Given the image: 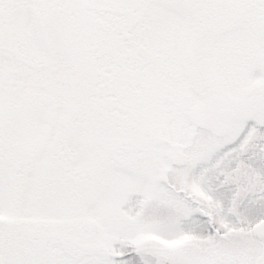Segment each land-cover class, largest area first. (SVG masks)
<instances>
[{"label":"snow or ice","instance_id":"obj_1","mask_svg":"<svg viewBox=\"0 0 264 264\" xmlns=\"http://www.w3.org/2000/svg\"><path fill=\"white\" fill-rule=\"evenodd\" d=\"M0 264H264V0H0Z\"/></svg>","mask_w":264,"mask_h":264}]
</instances>
